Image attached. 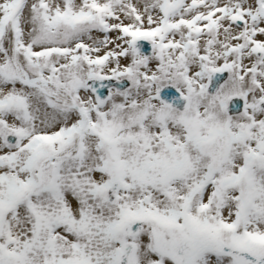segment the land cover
Here are the masks:
<instances>
[{
  "label": "snow or ice",
  "instance_id": "obj_1",
  "mask_svg": "<svg viewBox=\"0 0 264 264\" xmlns=\"http://www.w3.org/2000/svg\"><path fill=\"white\" fill-rule=\"evenodd\" d=\"M0 264H264V0H0Z\"/></svg>",
  "mask_w": 264,
  "mask_h": 264
}]
</instances>
